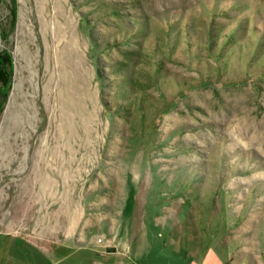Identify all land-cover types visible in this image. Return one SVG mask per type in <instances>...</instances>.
I'll use <instances>...</instances> for the list:
<instances>
[{
	"label": "rangeland",
	"instance_id": "374dc122",
	"mask_svg": "<svg viewBox=\"0 0 264 264\" xmlns=\"http://www.w3.org/2000/svg\"><path fill=\"white\" fill-rule=\"evenodd\" d=\"M2 50L0 257L264 264V0L0 1Z\"/></svg>",
	"mask_w": 264,
	"mask_h": 264
},
{
	"label": "trees",
	"instance_id": "16d2710c",
	"mask_svg": "<svg viewBox=\"0 0 264 264\" xmlns=\"http://www.w3.org/2000/svg\"><path fill=\"white\" fill-rule=\"evenodd\" d=\"M7 3L9 22L12 26L16 20V0H0ZM13 64L9 51H0V114L3 110L11 85Z\"/></svg>",
	"mask_w": 264,
	"mask_h": 264
},
{
	"label": "crops",
	"instance_id": "0c3cea01",
	"mask_svg": "<svg viewBox=\"0 0 264 264\" xmlns=\"http://www.w3.org/2000/svg\"><path fill=\"white\" fill-rule=\"evenodd\" d=\"M206 258L207 257H205V259H203L202 262H205V263L213 262V260L212 261H208V259H206ZM193 260H195V259H193ZM193 260L190 259L189 262H196L198 264L200 262L199 259H196L195 261H193ZM214 261H216V263H214V264H222V262L226 261V259L220 260V258L216 255ZM0 264H31V260H26V259H24V260H21V259L11 260V259H4V258L0 257Z\"/></svg>",
	"mask_w": 264,
	"mask_h": 264
}]
</instances>
